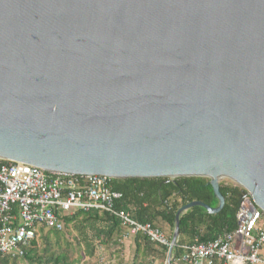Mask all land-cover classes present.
Returning a JSON list of instances; mask_svg holds the SVG:
<instances>
[{
    "label": "water",
    "instance_id": "obj_1",
    "mask_svg": "<svg viewBox=\"0 0 264 264\" xmlns=\"http://www.w3.org/2000/svg\"><path fill=\"white\" fill-rule=\"evenodd\" d=\"M0 161L205 178L264 213V0H0Z\"/></svg>",
    "mask_w": 264,
    "mask_h": 264
},
{
    "label": "built area",
    "instance_id": "obj_2",
    "mask_svg": "<svg viewBox=\"0 0 264 264\" xmlns=\"http://www.w3.org/2000/svg\"><path fill=\"white\" fill-rule=\"evenodd\" d=\"M111 181L104 176L51 174L0 161V255L22 258L40 228L61 231V218L76 211H99L117 218L123 229L120 242L140 235L168 250L170 239L164 233L117 209L122 195L112 190ZM181 251V264H264V213L245 194L233 231L208 242L195 240ZM97 258L99 264L105 262L102 255Z\"/></svg>",
    "mask_w": 264,
    "mask_h": 264
},
{
    "label": "trees",
    "instance_id": "obj_3",
    "mask_svg": "<svg viewBox=\"0 0 264 264\" xmlns=\"http://www.w3.org/2000/svg\"><path fill=\"white\" fill-rule=\"evenodd\" d=\"M111 186L113 191L122 195L116 206L118 210L140 224L157 228L169 239L180 207L191 202H200L210 208L217 205L205 178H180L175 183L166 179H121L112 180ZM219 192L224 205L217 214L209 215L202 208L193 207L180 216L179 236L177 246L172 251L171 264L179 263L181 247L192 246L195 240L212 241L235 229V214L245 191L229 181H222ZM61 220V231L40 228L38 236L31 241L20 259L26 264H82L84 259L91 264H99L97 256L104 257L106 253L105 262L101 264L125 263L120 245L123 229L117 218L99 211H76L65 214ZM131 239L133 255L127 264H164L165 247L151 244L140 235ZM51 240L56 250H53ZM80 251L81 256L78 255ZM16 260L0 255V264Z\"/></svg>",
    "mask_w": 264,
    "mask_h": 264
},
{
    "label": "crops",
    "instance_id": "obj_4",
    "mask_svg": "<svg viewBox=\"0 0 264 264\" xmlns=\"http://www.w3.org/2000/svg\"><path fill=\"white\" fill-rule=\"evenodd\" d=\"M120 245L122 246V255L124 257V264H127V262H130L132 259V255H133V247H132V239L129 238L125 241L120 242ZM114 249H118L117 247H115ZM109 263V262H108ZM158 264V262H156ZM165 263V262H164ZM175 264H180V263H175Z\"/></svg>",
    "mask_w": 264,
    "mask_h": 264
},
{
    "label": "rangeland",
    "instance_id": "obj_5",
    "mask_svg": "<svg viewBox=\"0 0 264 264\" xmlns=\"http://www.w3.org/2000/svg\"><path fill=\"white\" fill-rule=\"evenodd\" d=\"M73 235H74V233H73ZM38 239V238H37ZM51 245H52V248H53V250H56V247L54 246V241L53 240H51ZM62 247H63V245H61ZM82 252L80 251L79 253H78V255L80 254V256L82 255L81 254ZM108 255V254H107ZM104 257H106V253H104ZM88 261V259H84L83 260V262H82V264H91L92 262H87ZM9 264H26V262H24V261H22L21 259L19 260H16L15 262H10Z\"/></svg>",
    "mask_w": 264,
    "mask_h": 264
}]
</instances>
